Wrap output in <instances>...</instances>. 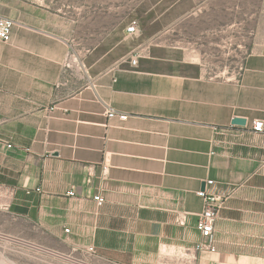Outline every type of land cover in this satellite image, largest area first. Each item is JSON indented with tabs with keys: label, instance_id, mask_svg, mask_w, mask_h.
Wrapping results in <instances>:
<instances>
[{
	"label": "crops",
	"instance_id": "crops-1",
	"mask_svg": "<svg viewBox=\"0 0 264 264\" xmlns=\"http://www.w3.org/2000/svg\"><path fill=\"white\" fill-rule=\"evenodd\" d=\"M0 13L16 21L0 41L1 209L100 264H264V48L238 67L225 32L124 33L99 0ZM199 190L226 195L215 252L196 250Z\"/></svg>",
	"mask_w": 264,
	"mask_h": 264
},
{
	"label": "rangeland",
	"instance_id": "rangeland-1",
	"mask_svg": "<svg viewBox=\"0 0 264 264\" xmlns=\"http://www.w3.org/2000/svg\"><path fill=\"white\" fill-rule=\"evenodd\" d=\"M99 5L107 27L135 20L151 31L176 27L173 36L183 42L194 32H225L228 52L234 41L241 45L238 67L253 50L264 48V0H99ZM234 66L228 59L227 68ZM59 244L35 223L0 208V264H100L80 251L56 248Z\"/></svg>",
	"mask_w": 264,
	"mask_h": 264
},
{
	"label": "built area",
	"instance_id": "built-area-1",
	"mask_svg": "<svg viewBox=\"0 0 264 264\" xmlns=\"http://www.w3.org/2000/svg\"><path fill=\"white\" fill-rule=\"evenodd\" d=\"M16 21L2 13H0V41L9 42L11 40L12 28L15 25ZM124 33L135 34L138 32V21H133L130 25L123 29ZM139 54H133L131 57V63L133 65H137ZM78 61L76 58V54L71 53L68 65L73 64ZM82 69L86 71V66L82 64ZM110 116L119 115L122 120L127 119L128 115L119 113L118 111L110 108L109 110ZM253 129L256 132H262L264 130V121L257 120L254 122ZM213 183V181H209ZM74 194V193H72ZM198 195H200L204 200V211L199 215V219L197 221V228L201 233L202 239L197 243L196 250L200 251H210L215 252V237H214V226L215 221L217 219L218 212L220 208L223 206L226 195L218 194V193H209L206 190H199ZM104 197L101 195L95 196V201L98 205H101L104 202ZM182 222V221H181ZM66 232H69L70 229L66 228ZM88 251L91 254H94V247L91 246Z\"/></svg>",
	"mask_w": 264,
	"mask_h": 264
},
{
	"label": "water",
	"instance_id": "water-1",
	"mask_svg": "<svg viewBox=\"0 0 264 264\" xmlns=\"http://www.w3.org/2000/svg\"><path fill=\"white\" fill-rule=\"evenodd\" d=\"M233 124H237L240 126H244L247 124V119L242 118V117H235L232 121Z\"/></svg>",
	"mask_w": 264,
	"mask_h": 264
}]
</instances>
